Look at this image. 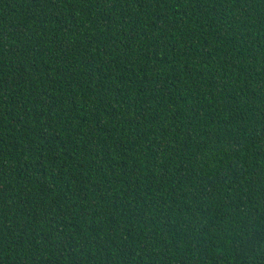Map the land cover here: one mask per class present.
Returning <instances> with one entry per match:
<instances>
[{"label": "trees", "instance_id": "obj_1", "mask_svg": "<svg viewBox=\"0 0 264 264\" xmlns=\"http://www.w3.org/2000/svg\"><path fill=\"white\" fill-rule=\"evenodd\" d=\"M0 264H264V0H0Z\"/></svg>", "mask_w": 264, "mask_h": 264}]
</instances>
